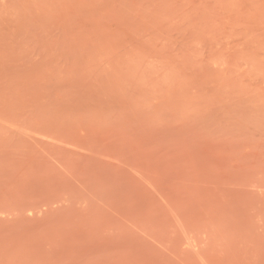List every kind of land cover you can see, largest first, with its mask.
Here are the masks:
<instances>
[{
	"label": "rangeland",
	"instance_id": "rangeland-1",
	"mask_svg": "<svg viewBox=\"0 0 264 264\" xmlns=\"http://www.w3.org/2000/svg\"><path fill=\"white\" fill-rule=\"evenodd\" d=\"M0 264H264V0H0Z\"/></svg>",
	"mask_w": 264,
	"mask_h": 264
}]
</instances>
